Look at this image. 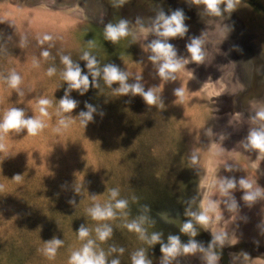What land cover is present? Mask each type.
<instances>
[{"label":"rangeland","instance_id":"rangeland-1","mask_svg":"<svg viewBox=\"0 0 264 264\" xmlns=\"http://www.w3.org/2000/svg\"><path fill=\"white\" fill-rule=\"evenodd\" d=\"M148 1L0 0V122L16 108L24 119L40 118L46 125L36 136L25 128L0 140V264H68L88 239L96 252H104L106 264H132L140 251L150 264H208L209 254L201 250L185 252L180 245L167 260L161 251L170 237L183 238L159 214L176 211L184 217L198 206L209 217L204 227L223 235L226 247L264 251V154L245 147L252 131L264 130L257 116L264 111V0H239L230 11L222 3L220 9L229 15L221 10L203 21L194 17L198 10L190 12L194 16L184 14L187 31L175 38L158 36L157 18H148L133 21L129 35L115 43L105 39L101 21L109 6L121 7L127 20L139 9L136 4ZM229 20L239 42L226 26ZM118 23V18L112 22ZM45 35L51 40L41 43ZM194 38L203 41L201 63L187 49ZM156 40L171 44L182 64L167 79L159 74L163 61L151 59ZM84 52L97 61L95 79L81 59ZM64 56L88 76L87 91L69 89ZM107 65L125 73L128 85L152 90L157 103L118 93L119 82L107 85ZM50 68L54 75H48ZM12 73L21 77L18 88L9 86ZM254 78L257 93H236L249 89ZM177 89L183 90L182 98ZM66 94L77 102L70 113L59 111ZM41 98L51 101L47 117L39 113ZM86 105L95 111L85 126L80 113L88 111ZM62 118H70L67 128L59 124ZM241 179L252 189L242 188ZM227 182L234 187L225 193L221 184ZM113 189L118 190L115 197ZM257 190L255 200L244 199ZM118 200L126 207L116 208ZM210 203L214 210H208ZM95 205L111 206L114 216L93 220L88 209ZM133 221L143 237L128 229ZM81 226L89 230L84 240L78 236ZM105 226L111 234L101 241L96 229ZM153 234L159 240L149 243ZM53 238L63 244L49 258L43 249ZM232 261L264 264L260 259Z\"/></svg>","mask_w":264,"mask_h":264},{"label":"clouds","instance_id":"clouds-1","mask_svg":"<svg viewBox=\"0 0 264 264\" xmlns=\"http://www.w3.org/2000/svg\"><path fill=\"white\" fill-rule=\"evenodd\" d=\"M239 0H193L195 4H203L206 8V11L209 14L219 16L221 15L220 5L226 3L225 11H230L235 7V4ZM185 16L181 10H176L172 12L171 15L166 16L163 12L157 17V22L155 25L156 34L160 37L165 38H175L177 36H183L187 31V28L184 24ZM129 35L128 30V21L121 19L118 24L109 23L105 27L104 37L107 40L112 41L113 43L119 41L122 38H125ZM51 40V37L45 35L43 41ZM203 41L198 38L192 39L191 43L187 45L188 52L191 54L193 61L201 63L205 59V54L202 50ZM154 55L151 57L153 61H163L159 67V74L161 77L167 79L171 76L172 73L179 71L182 68V64L175 59L176 52L173 46L169 43L163 42L161 40L153 41L150 45ZM42 55L47 57L49 53L47 51L43 52ZM81 59L87 61V68L91 72L93 79L100 75V69L96 67L97 61L94 57H91L88 52H84ZM62 62L65 64L66 69L63 73V79L68 83L69 89L83 90L87 91L89 87V78L87 75H82V70L78 65H74L71 59L68 56L62 57ZM55 69L50 68L48 70V75H54ZM103 79L105 83L111 86L114 82H119L120 87L116 91L120 94H128L131 92L133 95L142 96L143 100L148 105H153L157 103V96L152 90L147 92L144 91L143 87L137 83L134 85H128L126 83L127 76L125 73L121 72L117 67L113 65H107L103 68ZM9 86L12 88H18L21 83V77L15 73H12L8 78ZM83 94V92L81 93ZM176 95L178 97H183V90L177 89ZM51 105V101L46 98H41L38 101L39 113L41 117H47L48 107ZM77 102L69 99L67 94L59 102V111L62 113H70L74 108H76ZM88 108L87 112H81L80 116L82 117L81 123L87 125L89 121L92 120V113L95 109L91 105H86ZM259 119L264 120V111L257 113ZM70 118H62L59 121V124L63 128H67L69 125ZM45 123L43 119L34 118V119H24V114L21 110L16 108L10 109L3 117L2 122H0V140L3 138V134L8 133L11 130L19 131L21 129H27V133L30 136L38 135L44 128ZM56 131H60L59 128ZM246 148L251 147L252 149L258 150L261 154H264V130L261 131H252L248 137V143L245 145ZM4 150L3 143H0V151ZM195 160V158H193ZM240 185L244 189H252V184L247 180L241 179ZM234 187L232 182H227L226 184H221V191L227 192L228 189ZM79 191V189H77ZM113 197L118 195V190L113 189L111 192ZM260 195L259 190L255 192H248L244 199L247 201H253L257 196ZM71 203V202H70ZM126 201L118 200L115 204V207L118 209H123L126 207ZM208 210H214V206L210 203ZM88 213L93 220H107L111 219L114 216L112 207L108 206L106 208H101L99 205H95L88 209ZM197 220L201 224H207L209 222V217L206 214H200L197 217ZM130 231H135L141 233L143 237V230L140 225L133 221L127 225ZM192 229L191 223L184 224L182 231H190ZM98 238L103 241L107 239L111 234V228L105 226L103 230L100 228L96 229ZM78 236L81 240H84L89 236V230L81 226L78 231ZM159 240L158 234H153L149 243H155ZM215 240L223 243V235L215 236ZM63 244L62 240L53 238L51 241L45 243V248L43 252L49 258L54 257L58 247ZM94 241L91 239L87 240V243L76 251H73L69 257L68 264H106L105 254L103 251L96 252L93 248ZM179 240L177 237H170V242L167 246H162L161 251L165 254V259L168 257L174 256L179 250ZM196 249L195 244L184 247L185 252H191ZM115 251V249H113ZM123 251V249H120ZM217 257L214 255H208L207 260L208 264H215ZM111 264H119L118 260H113ZM132 264H150L149 261H146L143 251L137 252L132 257Z\"/></svg>","mask_w":264,"mask_h":264},{"label":"flooded vegetation","instance_id":"flooded-vegetation-1","mask_svg":"<svg viewBox=\"0 0 264 264\" xmlns=\"http://www.w3.org/2000/svg\"><path fill=\"white\" fill-rule=\"evenodd\" d=\"M174 2L175 3L172 4V2L167 3L165 0H151V1H148L149 4H143V3L136 4L139 9L134 10L130 15L131 17L127 19L128 27L133 21L137 22L140 20L142 21L144 19L146 20L148 18L149 19L157 18L161 12H163L165 15H168V14L171 15L172 12L176 10H181L183 14H187V15L190 14L194 16V14L190 12H196L198 10L199 13L197 14V16H194L195 18H198V21H203L205 17H208L209 15H211L206 11V8L203 4H195L193 3V0H174ZM120 10H121V7L117 8V7L109 6L107 13L105 14V18H103L101 21L102 22L101 25L103 27H106L109 23H112L113 20H115L116 18H118L120 22V20L124 18V15H126V13L123 14L122 10L121 11ZM221 10L224 12L223 9ZM224 13H226V15H229V13L227 12H224ZM225 23L229 31L234 35L235 41L239 42L238 41L239 35L234 30L235 27H233L232 25L233 21L229 20V21H225ZM251 52H252L251 49H249L248 53L250 54ZM255 80L256 78H254L253 81H251V87L249 89L240 87L238 89L239 91H236V93L241 94V95L245 94V96H249V92H252L254 94L257 93V90H255L256 88L254 87V85H256V82L254 84ZM187 213H185L183 217L185 222L191 223L192 226H194V228H201L204 226V224L199 223L197 220V217L201 214L199 206H198V211L194 212L193 215L190 213V211L188 215ZM179 245H182L183 247V246H189L191 244L186 239H183L181 242H179ZM196 250L200 251L201 249L196 248ZM201 252L209 254L202 250ZM229 254L232 257V259L236 260L239 263H246V261L248 260H255V259L264 260V251H257V248H255L254 246L253 247L249 246L247 247V250H243L241 252L238 249H236V247H229ZM241 255H245V257H242ZM247 255H249V257H247ZM219 264H221L220 261H219Z\"/></svg>","mask_w":264,"mask_h":264},{"label":"water","instance_id":"water-1","mask_svg":"<svg viewBox=\"0 0 264 264\" xmlns=\"http://www.w3.org/2000/svg\"><path fill=\"white\" fill-rule=\"evenodd\" d=\"M159 217L162 221L174 226L183 239L190 244H195L197 249H201L211 255L217 257L221 264H232V257L229 254V248L219 241L215 240V236L204 226L194 228L190 231H182L185 222L183 216L179 212L160 213Z\"/></svg>","mask_w":264,"mask_h":264},{"label":"crops","instance_id":"crops-1","mask_svg":"<svg viewBox=\"0 0 264 264\" xmlns=\"http://www.w3.org/2000/svg\"><path fill=\"white\" fill-rule=\"evenodd\" d=\"M233 262V261H232ZM235 262V261H234Z\"/></svg>","mask_w":264,"mask_h":264}]
</instances>
